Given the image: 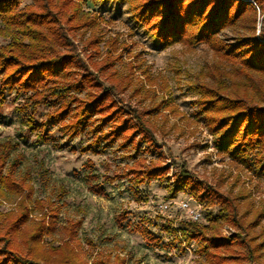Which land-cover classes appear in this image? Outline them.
<instances>
[{
	"label": "trees",
	"instance_id": "obj_1",
	"mask_svg": "<svg viewBox=\"0 0 264 264\" xmlns=\"http://www.w3.org/2000/svg\"><path fill=\"white\" fill-rule=\"evenodd\" d=\"M22 1L0 0V22L11 32L10 41L0 46V100L5 91L26 95L18 108L27 116L25 123L38 141L50 139L46 128L49 122L58 124L69 138L89 131L91 139L81 146L84 151H97L99 146L113 143L120 149H133L132 163L116 176L126 177L134 185L167 179L166 164L146 162L139 154L157 146L154 128L146 117L151 112L126 107L115 99L114 87L103 85L78 57L70 39V33L93 22L88 18L89 12L83 10V3L98 5L109 0ZM115 1L126 5L133 22L155 45L206 43L213 50L217 61L209 73L211 80L198 85V112L220 151L247 166L252 162L264 171V28L255 33L253 3ZM254 1L261 4L262 0ZM227 27L244 28L246 33L238 31L229 41L224 33ZM99 41L97 35H92L87 44L95 51ZM108 64L109 61L94 64L96 72L104 73ZM226 64L232 65L229 71L223 68ZM41 105L52 106L53 110L45 120L36 122L34 113ZM14 146L8 141L0 143V183L17 194L24 187L23 181L14 177L12 167L2 173ZM172 182H166L169 197L185 189L196 200L216 208L207 212V224L190 218L166 220L171 231L179 232L185 243L198 242L196 252L206 264H264V241L254 242L253 236H247V228L256 223L252 220L244 224L233 197L197 179L184 167L173 173ZM20 196L14 209L0 212V264H109L107 257L89 263L78 255L73 242L78 243L75 235L79 219L61 227L66 237L62 241L45 242V235L55 227L52 217L58 207L41 212L50 201L37 200L34 209L27 203L29 196ZM33 210L40 215L35 216ZM124 217L125 213L120 214L121 219ZM222 223L236 232L222 234ZM136 228L148 240L156 238L145 225Z\"/></svg>",
	"mask_w": 264,
	"mask_h": 264
},
{
	"label": "rangeland",
	"instance_id": "obj_2",
	"mask_svg": "<svg viewBox=\"0 0 264 264\" xmlns=\"http://www.w3.org/2000/svg\"><path fill=\"white\" fill-rule=\"evenodd\" d=\"M248 1L256 7L257 34L264 28V0L261 4ZM82 8L93 22L70 33L78 57L103 85L114 87L115 99L124 106L151 112L146 117L154 128L157 146L139 154L146 162L166 164L168 178L134 185L126 177L116 176L132 163L133 149H120L113 143L99 146L97 151H84L81 146L91 139L89 131L69 138L58 124L49 122L50 139L38 141L25 123L27 116L18 108L26 95L5 91L0 100V143L8 141L15 146L2 173L12 167L14 177L23 181L24 187L21 193L12 194L0 183V212L14 209L20 194L29 196L27 203L33 208L37 200L50 201L41 212H49L55 205L58 212L52 217L55 227L44 241H62L65 235L61 227L79 219L78 243H73L78 255L89 263L107 257L109 264H206L196 252L198 242L185 243L166 223L167 219H189L176 204L188 196L200 204V224H207V212L216 210L185 189L168 196L166 182L173 183V173L184 167L197 179L233 197L244 224L256 223L247 228V236H253L254 242L264 241V171L220 151L198 112V85L211 80L209 73L217 61L213 50L206 43L155 45L133 22L126 5L115 0L98 5L84 2ZM238 29L227 27L226 38L232 41L238 31L246 33L244 28ZM92 35L100 40L95 51L87 44ZM10 38L11 32L0 22V46ZM103 61H109L107 70L96 72L94 64ZM231 67L226 64L223 68L229 71ZM52 110L49 105L39 106L34 120H45ZM166 202L169 208L161 209L160 204ZM122 213L125 217L121 219ZM139 225L148 227L156 238L148 240L137 231ZM220 231L229 235L236 229L222 223Z\"/></svg>",
	"mask_w": 264,
	"mask_h": 264
},
{
	"label": "built area",
	"instance_id": "obj_3",
	"mask_svg": "<svg viewBox=\"0 0 264 264\" xmlns=\"http://www.w3.org/2000/svg\"><path fill=\"white\" fill-rule=\"evenodd\" d=\"M192 197L188 196L185 199H180L179 201L176 202L177 207L181 210L184 211V214L186 217L198 221L202 218V211L200 209V204L195 202H191ZM169 204L166 203H161L160 207L163 210H166L169 208Z\"/></svg>",
	"mask_w": 264,
	"mask_h": 264
}]
</instances>
